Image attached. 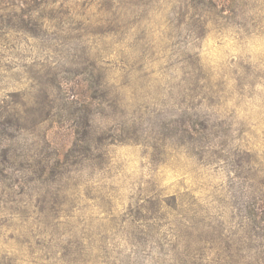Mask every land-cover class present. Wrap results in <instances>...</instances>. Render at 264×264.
Returning a JSON list of instances; mask_svg holds the SVG:
<instances>
[{"label": "rangeland", "instance_id": "rangeland-1", "mask_svg": "<svg viewBox=\"0 0 264 264\" xmlns=\"http://www.w3.org/2000/svg\"><path fill=\"white\" fill-rule=\"evenodd\" d=\"M0 264H264V0H0Z\"/></svg>", "mask_w": 264, "mask_h": 264}]
</instances>
